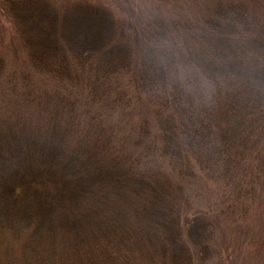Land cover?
Returning <instances> with one entry per match:
<instances>
[{"label":"trees","instance_id":"obj_1","mask_svg":"<svg viewBox=\"0 0 264 264\" xmlns=\"http://www.w3.org/2000/svg\"><path fill=\"white\" fill-rule=\"evenodd\" d=\"M9 3L46 71L73 61L106 77L121 66L153 115L139 131L153 160L116 154L103 125L79 130L67 117L75 127L57 130L46 106L10 107L0 115V264H205L219 214H198L184 180L217 188L220 207L247 199L264 221V25L248 27L249 6L217 4L200 25L132 26L103 6ZM31 181L41 185L30 192Z\"/></svg>","mask_w":264,"mask_h":264},{"label":"rangeland","instance_id":"obj_2","mask_svg":"<svg viewBox=\"0 0 264 264\" xmlns=\"http://www.w3.org/2000/svg\"><path fill=\"white\" fill-rule=\"evenodd\" d=\"M9 1L11 0H0V115L4 116L13 106H35L38 103L42 106V114L45 113L46 106L54 116L57 115L51 128L56 125L57 130L58 126L63 129L67 117L76 120L79 130L103 125L114 142L119 144L117 148L113 143L112 151L132 156L131 162L139 161L145 168L151 166L153 158L145 154L147 140L140 136L139 131L145 128L146 119L148 123L152 121L153 115L148 114L142 107L148 106L147 101L136 92L134 94L121 66H113L111 71L107 72L111 75L106 77L95 67L93 71L86 67L85 72H77V64L73 61L67 67L64 65L59 68L57 65L58 67L46 71L45 62L36 57L39 54L25 46L20 39L14 23L15 13L8 10V7L6 9ZM47 1L60 9H65L73 3L103 6L114 14V17L136 26L134 20L141 24L140 21L148 22L153 19L186 21L200 25L201 19L216 10L217 4L223 5L229 0ZM234 1L249 6L251 14L247 17L248 27L252 28L255 24L264 25V4L261 0ZM252 6H256L254 13L260 17L257 19L259 22H252ZM119 10L122 13L118 12ZM121 29L123 30V27ZM129 37L132 38L131 32H128ZM87 62L86 65L90 64ZM45 121L46 119H42L39 122L40 128L45 129ZM68 121L75 127L72 121ZM13 146L17 148L15 144ZM36 162L33 160L30 163L32 169L40 176H45L47 172ZM48 183L46 188L54 194L53 183ZM183 184L198 214L205 216L211 209L219 214L220 224L214 236L215 249L205 264H264V221H260L255 215V206L252 207L247 199L234 203L228 197L225 199V205L220 207L221 192L217 191V188L209 189L197 179L184 180ZM27 185L34 187H27V191L31 192L41 184L31 181Z\"/></svg>","mask_w":264,"mask_h":264}]
</instances>
